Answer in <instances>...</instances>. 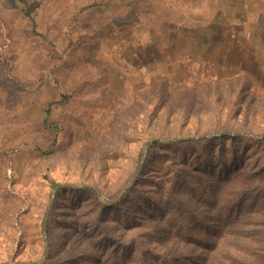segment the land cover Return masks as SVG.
<instances>
[{
  "label": "rangeland",
  "instance_id": "obj_1",
  "mask_svg": "<svg viewBox=\"0 0 264 264\" xmlns=\"http://www.w3.org/2000/svg\"><path fill=\"white\" fill-rule=\"evenodd\" d=\"M249 134L264 0H0V264H264Z\"/></svg>",
  "mask_w": 264,
  "mask_h": 264
},
{
  "label": "water",
  "instance_id": "obj_2",
  "mask_svg": "<svg viewBox=\"0 0 264 264\" xmlns=\"http://www.w3.org/2000/svg\"><path fill=\"white\" fill-rule=\"evenodd\" d=\"M242 134H247L245 132H236V131H217V132H214V133H211V134H202V135H189V136H176V137H171V138H164V137H160V136H154V137H150L146 142H145V145H144V148H143V156H142V159L136 169V171L134 172L132 178L130 179L129 183L130 184L139 174L145 160H146V157H147V154H148V149L150 147V145L153 143V142H156V141H186V140H191V139H203V138H210V137H217V136H220V135H242ZM250 136L254 137V138H264V134L263 135H260V136H255V135H252V134H249ZM91 187V188H94L96 189L100 194L103 195L102 191L100 189H98L97 187L93 186V185H89V184H86V183H82V184H76V185H73V184H57L54 189H53V195H55V193L57 192V190L61 189V188H65V187ZM128 186V185H127ZM127 186L125 187L124 191L126 190ZM123 191V192H124ZM123 193H121L120 195H118L116 198L110 200L111 203H113L115 200H117ZM47 218H48V212L45 216V221H44V226L46 227V223H47ZM48 247V246H47ZM48 253V248L46 249V254L45 256L47 255ZM36 261H30V262H12V263H9V264H34Z\"/></svg>",
  "mask_w": 264,
  "mask_h": 264
},
{
  "label": "trees",
  "instance_id": "obj_3",
  "mask_svg": "<svg viewBox=\"0 0 264 264\" xmlns=\"http://www.w3.org/2000/svg\"><path fill=\"white\" fill-rule=\"evenodd\" d=\"M22 3H24V4H26V0H20ZM203 139H205V138H203ZM60 241H61V239H60Z\"/></svg>",
  "mask_w": 264,
  "mask_h": 264
},
{
  "label": "bare ground",
  "instance_id": "obj_4",
  "mask_svg": "<svg viewBox=\"0 0 264 264\" xmlns=\"http://www.w3.org/2000/svg\"><path fill=\"white\" fill-rule=\"evenodd\" d=\"M58 242H60V239L58 240Z\"/></svg>",
  "mask_w": 264,
  "mask_h": 264
}]
</instances>
